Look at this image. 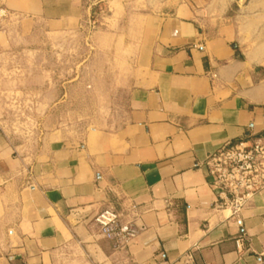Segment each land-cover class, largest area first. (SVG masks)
Here are the masks:
<instances>
[{
  "label": "crops",
  "instance_id": "obj_1",
  "mask_svg": "<svg viewBox=\"0 0 264 264\" xmlns=\"http://www.w3.org/2000/svg\"><path fill=\"white\" fill-rule=\"evenodd\" d=\"M90 1L3 0L0 44L27 42L42 24L76 32ZM106 3L108 28L92 34L129 67L125 122L80 144L45 140L32 159L0 132V264H263L264 190L240 225L205 160L264 140V0ZM110 206L139 228L124 249L92 222Z\"/></svg>",
  "mask_w": 264,
  "mask_h": 264
},
{
  "label": "rangeland",
  "instance_id": "obj_2",
  "mask_svg": "<svg viewBox=\"0 0 264 264\" xmlns=\"http://www.w3.org/2000/svg\"><path fill=\"white\" fill-rule=\"evenodd\" d=\"M90 2L93 12L76 32L54 33L42 24L27 42L0 44V132L31 159L45 140L80 144L93 130L125 122L129 67H119L117 50L93 37L107 30L110 9L106 0ZM8 15L0 0V37Z\"/></svg>",
  "mask_w": 264,
  "mask_h": 264
},
{
  "label": "built area",
  "instance_id": "obj_3",
  "mask_svg": "<svg viewBox=\"0 0 264 264\" xmlns=\"http://www.w3.org/2000/svg\"><path fill=\"white\" fill-rule=\"evenodd\" d=\"M205 166L213 177V189L221 206L231 209L241 225V211L264 190V140L250 137L223 144L207 155ZM92 222L104 238L113 242L115 249L128 247L139 233L129 214L115 206L103 209ZM243 240V236L236 239L238 250L242 249ZM261 262L264 264V256Z\"/></svg>",
  "mask_w": 264,
  "mask_h": 264
}]
</instances>
